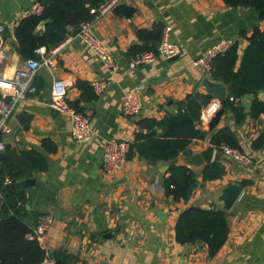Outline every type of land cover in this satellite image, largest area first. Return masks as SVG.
<instances>
[{
  "label": "crops",
  "instance_id": "0c3cea01",
  "mask_svg": "<svg viewBox=\"0 0 264 264\" xmlns=\"http://www.w3.org/2000/svg\"><path fill=\"white\" fill-rule=\"evenodd\" d=\"M35 3L37 0H0V23L5 27L0 39V74L6 78L25 60L15 51L13 26ZM120 3L135 10L124 17L110 9L91 27L116 68L105 66L70 28L66 36L69 40L53 58L54 66L36 71L32 84L34 81L37 91L19 99L7 121L10 132L0 134L5 159L8 152L16 155L27 150L45 157L46 170L32 172L29 178L33 184L23 188L27 210L36 211L39 218L52 217L39 243L46 246L53 264H264V149L250 148L252 139L264 129V111L250 117L247 98L237 101L245 106L246 116L241 123H235L232 112L226 109L209 130L210 96L207 109L202 108L199 118V127L206 136L191 141L185 148H204L209 144L211 130L227 126L236 138L237 149L249 157L250 163L240 165L214 149L216 158L212 161L223 164V174L208 181L197 176L198 186L186 200L174 201L164 195L161 179L165 171L136 154L112 173H105L100 167L105 140L114 138L130 144L135 133L145 132L136 121L174 114L186 94L205 93L204 76L193 61L208 46L223 39L236 40L240 54L247 41L239 33L248 35L254 26L264 29V25L254 10L227 7L221 0ZM158 23L162 29L169 27V39L179 45V53L174 58L157 57L149 65L128 68L132 57L129 48L139 43L137 30L151 29ZM53 79L65 83L66 102L77 104L79 111L89 117L87 141H74L68 118L49 106ZM78 80L89 86L90 81H102L105 86L93 100L81 102L75 87ZM132 87L140 93V109L135 115L124 117L119 97ZM13 90L11 85L0 82V92L8 95ZM254 96L264 103V88ZM44 139L54 146L52 152L42 148ZM200 169L191 168L196 172ZM230 183L239 185L241 190L230 208L224 210L228 231L221 247L208 256L203 243L200 247L177 243L173 225L178 214L189 206L222 209L216 197Z\"/></svg>",
  "mask_w": 264,
  "mask_h": 264
},
{
  "label": "trees",
  "instance_id": "16d2710c",
  "mask_svg": "<svg viewBox=\"0 0 264 264\" xmlns=\"http://www.w3.org/2000/svg\"><path fill=\"white\" fill-rule=\"evenodd\" d=\"M106 0H37L38 12L28 13L16 22L12 29L14 48L22 59L35 58L36 47L45 50L60 43L70 28L90 21L96 9ZM227 7L250 8L257 14L259 23L264 25V0H221ZM39 25L41 26L39 29ZM162 24H155L151 29H138L139 43L129 48L133 56L137 52L154 51L161 36ZM246 36V44L238 54V42L232 41L228 48L214 55L210 61L208 77L221 83L226 90L219 108L230 110L235 123H241L244 103L229 101V96L248 99V115L256 117L264 111V103L255 97V93L264 88V29L254 26ZM35 92L37 86L33 81ZM81 102L95 98L92 88L85 81H76ZM34 92V93H35ZM207 93L186 94L178 104L176 113L160 119L143 118L136 121L145 132L135 133L134 140L128 144L125 158L138 155L148 162H156L175 157L195 139L202 140L206 135L199 127L202 108L210 101ZM79 112L77 104H70ZM26 125H24L25 127ZM159 130L156 132V130ZM208 143L219 150L218 145L239 148L232 131L223 126L208 133ZM42 148L52 152L54 146L48 140H42ZM251 149H264V129L250 142ZM7 151V149L5 150ZM7 158L0 166V264H41L45 251L37 239H28V234L37 225L39 213L29 211L25 206L24 189L6 192L1 190L4 182L29 178L32 172L45 171V157L34 150L21 151ZM224 172L219 160H213L198 172L183 165H170L161 179L163 193L172 200H186L198 186L197 176L201 181L214 180ZM242 184V183H240ZM225 211L217 207L200 208L189 206L177 216L173 225L174 240L179 244H193L200 240L208 256H212L223 244L227 235ZM39 218V219H38ZM38 219V220H37Z\"/></svg>",
  "mask_w": 264,
  "mask_h": 264
},
{
  "label": "built area",
  "instance_id": "2783aa9c",
  "mask_svg": "<svg viewBox=\"0 0 264 264\" xmlns=\"http://www.w3.org/2000/svg\"><path fill=\"white\" fill-rule=\"evenodd\" d=\"M120 0H106L101 6L96 9L93 18L85 23L80 24L79 30L76 35L80 41L91 50V52L100 59V61L112 70L116 68L112 57L105 49L101 41L93 34L92 24L106 11H109L114 5L118 4ZM39 5L35 3L29 11L38 12ZM5 27L0 23V39ZM169 27L166 26L161 31L160 39L154 51L146 50L135 53L127 62L128 68H134L142 65H149L155 61L157 57L167 59L175 56L179 53L180 47L169 39L168 36ZM69 37H65L60 43L45 50L44 47H36L33 49V53L38 55V59L27 58L23 62V66L13 70L11 76L6 78L3 74H0V82L11 85L14 90L5 95L0 92V134H6L10 132V128L7 121L14 110L15 104L25 96L26 93H33L34 86L32 79L36 71L43 67L50 69L54 66V56L67 41ZM231 41L229 39L219 40L210 46H208L201 55L193 61V65L197 66L202 72L204 77H208L210 69L211 58L224 52ZM3 56V50L0 47V60ZM90 86L95 95L101 92V89L105 86L102 81H90ZM66 85L60 79H53L49 87V106L52 110L66 116L69 120V134L70 137L77 142L87 141L90 137V121L89 117L85 114L76 112L65 100ZM140 93L138 89L132 87L124 90L119 97V109L120 113L124 117H130L138 113L140 109ZM229 101L237 102L238 98L229 96ZM210 102V101H209ZM220 101L213 98L209 103V117L213 112L219 109ZM206 108V107H205ZM207 109V108H206ZM200 125V124H199ZM219 151L222 155H225L229 159L246 166L250 163L249 157L235 147H229L223 144L218 145ZM4 150V144L0 140V152ZM128 150V144L124 140H117L114 138H108L105 140L102 153L100 167L105 173H112L120 169L126 158L125 155ZM4 183H7L5 181ZM52 222L50 215H44L36 226L32 229V233L28 234L27 238H35L39 241L44 237L45 228ZM45 254L42 258L41 264H53V259L47 253L46 246H43Z\"/></svg>",
  "mask_w": 264,
  "mask_h": 264
},
{
  "label": "water",
  "instance_id": "95a60500",
  "mask_svg": "<svg viewBox=\"0 0 264 264\" xmlns=\"http://www.w3.org/2000/svg\"><path fill=\"white\" fill-rule=\"evenodd\" d=\"M113 13L122 14L124 17H128L135 9L125 3L116 4L111 8ZM79 27H74L71 31L72 34L77 33ZM172 56L171 58H174ZM202 86L205 93L212 96L216 100L222 101L225 97V87L217 82L210 80L207 77L202 79ZM76 102V100H75ZM223 113V109L219 108L215 110L212 114V117L207 122V128L212 129L218 122L220 115ZM214 146L207 144L204 148L200 150H193L192 148H184L178 152V154L170 159L156 161L154 164L161 171H166L170 165H183L189 169H199L204 166L209 165L213 158ZM5 160V154L0 152V164ZM34 180L32 178L12 180L7 183H4L1 187V190L6 192L23 189L32 185ZM241 187L235 183H230L221 188L219 195L216 197L217 202H220L221 208L223 210H228L233 204L237 196L239 195ZM157 215H163V213L158 212ZM195 245L200 247L202 242L200 240H195ZM55 255H57L55 253Z\"/></svg>",
  "mask_w": 264,
  "mask_h": 264
},
{
  "label": "bare ground",
  "instance_id": "6f19581e",
  "mask_svg": "<svg viewBox=\"0 0 264 264\" xmlns=\"http://www.w3.org/2000/svg\"><path fill=\"white\" fill-rule=\"evenodd\" d=\"M208 109H209V108H208ZM206 111H207V110H206ZM204 113H205V112H204ZM206 113H207V112H206ZM206 113H205V114H206Z\"/></svg>",
  "mask_w": 264,
  "mask_h": 264
}]
</instances>
